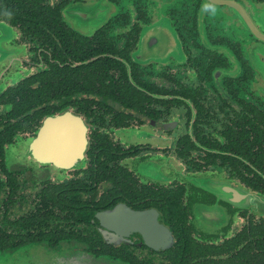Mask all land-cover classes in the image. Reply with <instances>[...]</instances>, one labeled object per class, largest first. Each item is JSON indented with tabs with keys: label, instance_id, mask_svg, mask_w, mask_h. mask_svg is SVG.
<instances>
[{
	"label": "flooded vegetation",
	"instance_id": "af4514ba",
	"mask_svg": "<svg viewBox=\"0 0 264 264\" xmlns=\"http://www.w3.org/2000/svg\"><path fill=\"white\" fill-rule=\"evenodd\" d=\"M263 241L264 0H0V260L264 264Z\"/></svg>",
	"mask_w": 264,
	"mask_h": 264
},
{
	"label": "water",
	"instance_id": "95a60500",
	"mask_svg": "<svg viewBox=\"0 0 264 264\" xmlns=\"http://www.w3.org/2000/svg\"><path fill=\"white\" fill-rule=\"evenodd\" d=\"M237 198H242V197H237ZM252 205L254 206V209L257 210L261 205V198L256 196L254 199V204L252 203ZM243 206L248 207V204H243Z\"/></svg>",
	"mask_w": 264,
	"mask_h": 264
},
{
	"label": "rangeland",
	"instance_id": "374dc122",
	"mask_svg": "<svg viewBox=\"0 0 264 264\" xmlns=\"http://www.w3.org/2000/svg\"><path fill=\"white\" fill-rule=\"evenodd\" d=\"M0 264H6V263H4V260H0Z\"/></svg>",
	"mask_w": 264,
	"mask_h": 264
},
{
	"label": "trees",
	"instance_id": "16d2710c",
	"mask_svg": "<svg viewBox=\"0 0 264 264\" xmlns=\"http://www.w3.org/2000/svg\"><path fill=\"white\" fill-rule=\"evenodd\" d=\"M261 247L264 248V241H263V243L261 242Z\"/></svg>",
	"mask_w": 264,
	"mask_h": 264
},
{
	"label": "clouds",
	"instance_id": "9594fccd",
	"mask_svg": "<svg viewBox=\"0 0 264 264\" xmlns=\"http://www.w3.org/2000/svg\"><path fill=\"white\" fill-rule=\"evenodd\" d=\"M8 15H9V17L11 16V14H10V13H9Z\"/></svg>",
	"mask_w": 264,
	"mask_h": 264
}]
</instances>
